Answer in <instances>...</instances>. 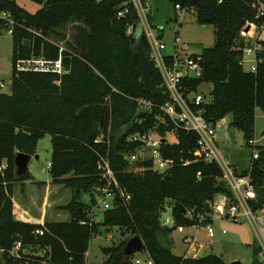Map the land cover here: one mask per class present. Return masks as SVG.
Segmentation results:
<instances>
[{
	"label": "trees",
	"instance_id": "trees-1",
	"mask_svg": "<svg viewBox=\"0 0 264 264\" xmlns=\"http://www.w3.org/2000/svg\"><path fill=\"white\" fill-rule=\"evenodd\" d=\"M29 1L40 5L35 13L15 0H0V12L9 13L13 21L11 89L9 94L0 92V264H85L89 242L99 227L119 228L140 237L152 264H227L215 254L197 258L173 254L166 240L171 228L159 221L167 204L173 227L207 226L212 222L214 198L232 195L220 167L194 156L197 135L177 129L176 141L161 145L164 157L172 160L168 179L149 169L132 172L133 166L124 160V154L137 146L126 138L153 129L159 107L168 101L145 34L128 33L139 23L132 1L50 0L48 5L47 0ZM165 1L180 11H192L198 25L212 26L213 45L198 55L201 74L188 87L196 90L207 85L211 103L202 117L215 127L229 117L227 126L241 132L247 146L254 139L256 109L264 112V40L256 41L255 72H246L241 63L245 42L240 32L246 24L264 25V11L258 15L264 0ZM68 24H73L71 42L64 48L51 42L52 37L63 38L59 29ZM8 28L0 19V33ZM153 28L161 39L163 30ZM60 55L70 58L67 73L15 69L20 60L55 61ZM170 59L165 56V63ZM138 100L151 102L152 111L140 109ZM166 130L156 127L161 135ZM46 134L51 144L48 170L52 183L73 193L61 208L70 220L19 222L13 219V187L33 178L29 172L16 176L14 158L17 153L36 155L37 143ZM257 149L258 159L251 161L247 172H239L250 176L259 196L251 203L253 210L264 205V146ZM100 158L108 159L120 190L130 199L122 203L116 195L113 208L95 222L86 210L94 204L93 190L103 184ZM185 161L189 163L184 165ZM143 165L148 167L146 162ZM83 194L88 195L89 204L81 201ZM16 243L20 247L12 253ZM124 246L120 242L102 247L105 261L91 264H134L123 255ZM260 252L254 245L250 264H264Z\"/></svg>",
	"mask_w": 264,
	"mask_h": 264
},
{
	"label": "rangeland",
	"instance_id": "rangeland-1",
	"mask_svg": "<svg viewBox=\"0 0 264 264\" xmlns=\"http://www.w3.org/2000/svg\"><path fill=\"white\" fill-rule=\"evenodd\" d=\"M15 2L29 13H35L40 8V5L29 0H15ZM161 2L162 4H165L166 8L164 5H160L158 12L154 7H152L151 11L152 14L154 13L152 24L156 26L159 23L164 27L161 38V42L165 45V51H163V53L170 55L173 54L176 45L178 50L182 49L188 54L199 55L203 48L211 47L213 45L214 37L212 26H200L197 24L195 14L192 11H175L172 5L165 0H161ZM175 14L177 15V20L174 19ZM147 19H149L148 16ZM175 26L178 33H175ZM72 27L73 24H68L63 28H60L59 31L63 35V38L59 39L57 37H52L50 39L51 42L64 48L66 42H71L73 34ZM245 28L246 27H244V30ZM175 38L178 39L176 43ZM243 40L245 42L244 48H258L256 41L264 40V25L261 27H257L256 25L251 27L247 32H244ZM11 53V36L7 34L6 31H2L0 33V83H3L4 87L0 89V92L5 94H9L11 89ZM253 63V55L245 56L242 62L243 70L249 72L250 66L253 65ZM200 90L206 93L208 86L203 85ZM229 119L230 118L227 117L225 121L219 122L216 125V138L219 142L222 140L225 142L228 146L229 153L227 158L231 155L232 159L238 163L237 167L241 171L250 163V150L245 146L242 133L227 126ZM254 133V139L257 142V146H264V112L260 109H256L255 111ZM166 139L168 143L174 142V137L172 135L166 136ZM50 155V136L46 134L38 141L36 155L31 157L28 164V172L33 176V179L26 181L24 183L25 185L20 183L14 184L13 201L14 204H18L16 207L17 209L30 206L34 212L36 210V204L37 206H48L45 201L46 198H48L49 191L52 192V190L45 186V183L48 184V186L50 185L51 187H54L55 191L50 193L51 196H49L52 197L51 199L53 200H59L57 205H65L72 198L73 193L70 188L52 183L47 168ZM256 198L258 201V194L256 195ZM81 201L85 204H89L88 195L83 194L81 196ZM52 208L55 210H61L62 207H56L55 205L50 207V210H52ZM94 214L93 219L98 222L101 221L102 213L99 210H95ZM166 219L171 221V210L167 204L164 205V210L160 213V224ZM47 220L53 222H67L70 220V217L68 213L61 212L55 218H49L48 216ZM209 225L214 231V236L212 238L207 237L205 226H200V230L197 226L184 227L183 231L179 232L176 227L170 225L171 232L168 237H166V240H169L171 244L172 253L178 256L183 255V252L186 250L185 242L187 236L198 232L200 243L206 248L199 252L200 255L216 254L222 256L223 260L227 263L239 261L241 264H250L253 246L258 244V236L260 237L256 223L254 225L253 221L246 220L245 218L234 222L229 218L213 216L212 222ZM222 231H224V234H222ZM131 238V234L123 229H105L99 227L98 234L89 242L85 264L102 263L106 259L100 251L102 247L117 245L120 242H125L126 245ZM158 239L161 244L164 245V238L159 236ZM210 244L212 248H210ZM210 249L212 250L210 251ZM148 257L149 256L145 252L144 244V250L130 256V260L132 261L137 258L141 261H145ZM259 258L264 260L262 250Z\"/></svg>",
	"mask_w": 264,
	"mask_h": 264
},
{
	"label": "built area",
	"instance_id": "built-area-1",
	"mask_svg": "<svg viewBox=\"0 0 264 264\" xmlns=\"http://www.w3.org/2000/svg\"><path fill=\"white\" fill-rule=\"evenodd\" d=\"M137 10L140 25L147 21V11L149 6L141 4L139 0H131ZM179 9L178 6L175 7ZM264 7L260 5L258 15H262ZM124 11L123 13H125ZM123 13H118V16H122ZM0 19L5 21L9 26L6 31L7 34H12L13 21L6 12H0ZM143 26L142 31L150 46V57L157 66L161 78L162 86L168 94V101L159 107L160 114L155 118L157 119L156 126L145 133L131 134L126 138L127 142L136 143V148L130 153L124 154V160L133 166L132 172H142L145 169H149L158 174L165 175L169 172L172 166V160L164 157L160 150L163 140L168 142L166 136L172 135L175 139V132L177 129H182L187 132H193L197 135V149L194 156L197 160H203L205 162L214 161L222 171V178L226 187L231 192V197L225 195H218L214 198L211 204V219L214 217H224L232 219L237 222L239 219L245 218L252 221L256 216L264 215V206L259 209L253 210L251 203L256 200V192L252 180L248 174L242 175L236 172L233 164L229 159L223 156L219 148V143L216 138V127L207 122L203 117V111L211 103V96L209 90L205 92L200 88L203 85L197 87L196 90L190 89L188 84L191 80L197 79L201 74V67L199 65V56L188 54L185 50H178L177 46L174 47V53L169 55L171 57L169 63H165L163 51H165V45L158 38L156 30L150 26ZM249 25V29L254 27V24ZM244 28L240 32V36H244ZM128 33L131 34V28ZM178 41L175 38V43ZM258 48H243L241 63L245 56L253 55L254 63L250 66V71L255 72L256 58L255 53ZM62 51V48H60ZM181 52V53H180ZM60 55L55 61L45 60L43 58H30L27 60H20L15 63V69L17 71H33V72H45L62 74L63 67L61 65ZM186 79V80H184ZM4 87L3 83H0V89ZM138 107L151 112L153 109L152 103L146 100H138ZM163 126L167 128L164 135L159 134L156 131V127ZM110 131V125L108 132ZM95 143L98 140L94 141ZM173 143V142H172ZM250 150V163L253 160L258 159L257 142L252 139L246 146ZM148 163V167H145L143 163ZM189 162H183L187 165ZM249 163V165H250ZM99 167L101 170L100 177L103 184L96 187L93 190L94 204L86 210L91 220L94 217V211L99 210L101 213L113 208L116 195L122 200V203L129 201L130 196L124 194L114 177V174L110 168L109 161L106 158H100ZM47 168H50L48 163ZM200 173H197V177ZM213 214V216H212ZM97 222V221H95ZM174 226L173 218L164 220L161 226L169 227ZM200 227V226H197ZM179 232L183 231V227H176ZM207 235L212 238L214 231L210 225L205 226ZM42 230L35 231L36 234L42 235ZM224 234V231H222ZM20 244L16 243L12 253H16ZM264 254V253H263ZM134 264H152V261L148 257L145 261L134 259L131 261Z\"/></svg>",
	"mask_w": 264,
	"mask_h": 264
},
{
	"label": "crops",
	"instance_id": "crops-1",
	"mask_svg": "<svg viewBox=\"0 0 264 264\" xmlns=\"http://www.w3.org/2000/svg\"><path fill=\"white\" fill-rule=\"evenodd\" d=\"M147 4L149 6V9L147 11V15L150 16V20L148 21V19H147V21H148L147 25L150 26L151 28H153V26H154V27H158V28H161L162 30H164L163 25L158 23V25L155 26V25L152 24V18L154 17V13L152 14L151 9H152V7H154V8H156V10L158 12L159 6L160 5H164L165 6V4H162L161 0H148ZM165 8H166V6H165ZM173 9L175 11L184 12V11H180L179 9H176V8H173ZM174 19L177 20V15L176 14H175ZM169 20H170V18H169ZM145 25L146 24L143 23V22L140 25V22H139L136 28H132L131 29V34L132 35H138L142 31V27L145 26ZM174 28H175V33H178V30H177L176 26ZM164 55L169 56L170 54L164 53ZM218 143H219V148L221 150V153L223 154L224 157L227 158V156L229 154L228 153V146L225 144V142L223 140L221 142L218 141ZM227 159L230 160V162L233 164L236 172H238V173L243 171V170H247V168L249 166V164H248V166L245 169L240 171L239 168L237 167L238 163H236V161H234V159H232L231 155ZM32 178H33V176H32ZM23 185H25V184H23ZM45 186L51 188L52 192L55 191L54 187H51L50 185L48 186V184H46V183H45ZM55 188H57V187H55ZM52 192L49 191V195ZM49 195H48V198H46V201H45L46 205H48V206H46V207L44 205L43 206H37V204H36V210L34 212L30 208V206H28V207L26 206V208L21 207L20 209H17L16 207L18 206V204L17 205H16V203L14 204V201H13V219L16 220V221H19V222H28V223H37V224H43L44 222H53V221H48L47 220L48 216H49V218L50 217L55 218L56 216L59 215V213L65 212V211L60 210V209L55 210L54 208H52V210H50V207H53L55 205H56V207H62L64 205H60V204L57 205V203H59L58 202L59 200H57V199L53 200V199H51L52 197H50L51 195L50 196ZM48 211H51V212H48ZM49 213H50V215H49ZM252 221L254 222V225L256 223V226H257V229H258L259 235H260V237L258 236V244H257V246L264 253V215H262V216L258 215ZM198 229L200 230L201 227H199ZM205 232H206V230H205ZM206 234H207V232H206ZM207 237L210 238L208 235H207ZM185 243H186V250L183 252V255H181V256L192 257V258L201 257L202 255H200L199 252L201 250H205L206 249L200 243V240H199V237H198V232H196L194 234H190V236H187V239H186ZM210 248H212L211 244H210ZM211 250L212 249H210V251ZM86 255H87V253H86ZM220 257L222 258V256H220ZM227 264H230V263H227Z\"/></svg>",
	"mask_w": 264,
	"mask_h": 264
},
{
	"label": "water",
	"instance_id": "water-1",
	"mask_svg": "<svg viewBox=\"0 0 264 264\" xmlns=\"http://www.w3.org/2000/svg\"><path fill=\"white\" fill-rule=\"evenodd\" d=\"M50 0H47L46 5H48ZM249 30V25L246 26L245 32ZM61 65L63 67V71L65 73L70 71V58L67 56H62L61 58ZM164 142V140L162 141ZM31 160L30 155H26L23 153H17L14 158V165H15V174L16 176H21L23 174L28 173V164ZM247 172V170H246ZM170 176V172H167L164 175V179H168ZM208 211V207H205ZM179 209L182 210L183 214H185V210L182 206H179ZM144 250V244L140 237L133 236L131 239L128 240L126 245L123 248V255L128 259L130 256L134 255L135 253L141 252ZM230 264H241L239 261L231 262Z\"/></svg>",
	"mask_w": 264,
	"mask_h": 264
}]
</instances>
